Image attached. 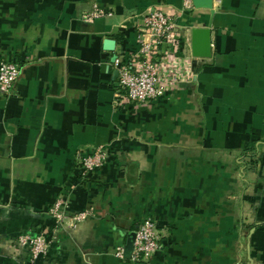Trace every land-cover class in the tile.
Returning <instances> with one entry per match:
<instances>
[{
    "label": "crops",
    "instance_id": "1",
    "mask_svg": "<svg viewBox=\"0 0 264 264\" xmlns=\"http://www.w3.org/2000/svg\"><path fill=\"white\" fill-rule=\"evenodd\" d=\"M152 8L177 24L185 80L121 106L118 67ZM1 59L21 74L0 94V264H29L15 240L51 230L60 198L88 216L34 264H132L115 251L147 217L166 237L139 264H264V0H0ZM99 144L108 161L83 176L77 156Z\"/></svg>",
    "mask_w": 264,
    "mask_h": 264
},
{
    "label": "built area",
    "instance_id": "2",
    "mask_svg": "<svg viewBox=\"0 0 264 264\" xmlns=\"http://www.w3.org/2000/svg\"><path fill=\"white\" fill-rule=\"evenodd\" d=\"M192 0H185V5H191ZM98 10L88 17L104 15ZM140 22L136 24V38L139 50L131 54L128 59L119 65V86L116 104L132 106L148 103L167 95L172 87L184 81L185 74L181 58L177 55L180 39L176 36L177 24L173 16L159 8H152L143 16H138ZM163 45L167 51L160 52ZM183 62V61H182ZM21 74V68L16 60H0V94L10 95L15 82ZM110 145L99 144L92 148L90 153L79 152L78 166L83 176H92L108 161ZM54 220L51 230H42L38 233L20 234L16 244L26 250L27 261L34 264L39 258L45 257L57 232L70 218L76 222L86 219L87 211L72 214L63 198L58 199L48 209ZM165 232L152 218H144L134 232L133 248L129 258L126 256L124 245L116 248L115 254L122 260L132 264L149 262L161 249Z\"/></svg>",
    "mask_w": 264,
    "mask_h": 264
},
{
    "label": "water",
    "instance_id": "3",
    "mask_svg": "<svg viewBox=\"0 0 264 264\" xmlns=\"http://www.w3.org/2000/svg\"><path fill=\"white\" fill-rule=\"evenodd\" d=\"M196 7L210 8L212 7V0H193ZM115 41L107 39L105 44L106 48L113 50ZM192 51L194 56L210 57L211 56V30L209 28L195 27L192 30ZM133 237L130 243L126 245V256L129 258L133 248Z\"/></svg>",
    "mask_w": 264,
    "mask_h": 264
}]
</instances>
